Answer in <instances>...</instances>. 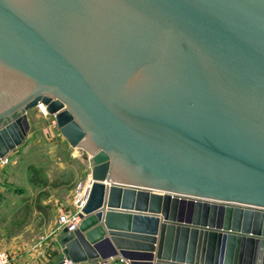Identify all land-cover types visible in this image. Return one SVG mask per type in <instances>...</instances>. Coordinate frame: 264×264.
Wrapping results in <instances>:
<instances>
[{
	"label": "water",
	"instance_id": "1",
	"mask_svg": "<svg viewBox=\"0 0 264 264\" xmlns=\"http://www.w3.org/2000/svg\"><path fill=\"white\" fill-rule=\"evenodd\" d=\"M39 102L92 159L65 259L264 264V0H0V160Z\"/></svg>",
	"mask_w": 264,
	"mask_h": 264
},
{
	"label": "rangeland",
	"instance_id": "2",
	"mask_svg": "<svg viewBox=\"0 0 264 264\" xmlns=\"http://www.w3.org/2000/svg\"><path fill=\"white\" fill-rule=\"evenodd\" d=\"M28 119L23 143L0 160V248L17 258L38 257L45 248L51 249V217L43 224L42 214L33 207L36 194L44 189L43 181L66 183L45 187L48 195L41 198L43 204L51 206L55 199L68 205L74 186L92 165L90 155L70 146L61 135L53 116L35 108L28 111Z\"/></svg>",
	"mask_w": 264,
	"mask_h": 264
},
{
	"label": "built area",
	"instance_id": "3",
	"mask_svg": "<svg viewBox=\"0 0 264 264\" xmlns=\"http://www.w3.org/2000/svg\"><path fill=\"white\" fill-rule=\"evenodd\" d=\"M36 108L42 115H47L45 106L42 103H38ZM6 160V159H4ZM93 179L90 172L80 181L76 183L73 188L72 198L68 207H63L59 210L57 215V223L59 228H67V230H73L77 227L80 218L79 213L88 198ZM120 264H129L128 261L120 259ZM0 264H12V257L8 250L0 248ZM59 264H76L67 259H62Z\"/></svg>",
	"mask_w": 264,
	"mask_h": 264
},
{
	"label": "crops",
	"instance_id": "4",
	"mask_svg": "<svg viewBox=\"0 0 264 264\" xmlns=\"http://www.w3.org/2000/svg\"><path fill=\"white\" fill-rule=\"evenodd\" d=\"M62 202L61 201L58 202L55 199H51V206L47 204V206L50 207V211H51V249L45 248V250H43V252L38 257L28 256L27 258L25 256L27 254H24V255H20L17 258L16 256L12 255L11 256L12 263L14 264H59V262L62 259H64V256L62 253V246L59 242L62 236V228L58 227L57 215L61 208L68 207L69 204L67 205V202H65V200ZM24 256L27 258L26 260L22 258ZM115 261L116 260L109 259L106 263H102L101 260L98 259L96 262L86 261V262H82L79 264H120L117 261L116 262Z\"/></svg>",
	"mask_w": 264,
	"mask_h": 264
},
{
	"label": "trees",
	"instance_id": "5",
	"mask_svg": "<svg viewBox=\"0 0 264 264\" xmlns=\"http://www.w3.org/2000/svg\"><path fill=\"white\" fill-rule=\"evenodd\" d=\"M66 183L64 182H56V181H51V182H48V181H43V187L44 189L43 190H40L36 196H35V199H34V203H33V207H34V210L37 212V213H40L42 214L43 216V224H46L48 223V221L50 220V217H51V211H50V208L43 204L41 202V198L43 196H47V192L45 190V187H49V188H59V187H63L65 186ZM29 209V208H27ZM29 211V210H28Z\"/></svg>",
	"mask_w": 264,
	"mask_h": 264
}]
</instances>
